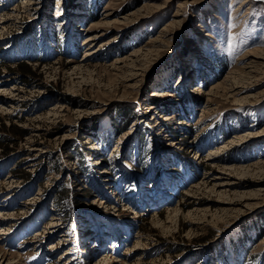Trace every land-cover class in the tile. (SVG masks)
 I'll use <instances>...</instances> for the list:
<instances>
[{
    "label": "rangeland",
    "instance_id": "1",
    "mask_svg": "<svg viewBox=\"0 0 264 264\" xmlns=\"http://www.w3.org/2000/svg\"><path fill=\"white\" fill-rule=\"evenodd\" d=\"M258 51L264 0H0V264H264Z\"/></svg>",
    "mask_w": 264,
    "mask_h": 264
},
{
    "label": "bare ground",
    "instance_id": "2",
    "mask_svg": "<svg viewBox=\"0 0 264 264\" xmlns=\"http://www.w3.org/2000/svg\"><path fill=\"white\" fill-rule=\"evenodd\" d=\"M98 37V35L97 34H95L94 36L93 35H90V36H88V37H86L85 38V43L86 44H88V46H90L91 44H92V41H94L96 38ZM92 53H93V50H91V49H89L88 51H86V55H92ZM256 53V52H255ZM259 53V51L256 53V54H252V56H250V57H248V63L245 65V66H247V65H250V66H252V65H256V64H260L262 67H263V70L261 69L260 71H259V73L262 75V74H264V62L263 61H260V60H258L257 58H258V54ZM258 54V55H257ZM250 70V69H249ZM248 70V71H249ZM249 73V72H248ZM257 73V72H256ZM246 74H247V72H246ZM259 74V75H260ZM244 75V74H243ZM251 75V74H250ZM245 77V76H244ZM152 95H158V96H161V95H163V94H161V93H156L155 91H153L152 93H151ZM11 107L13 108V105H11ZM10 107V108H11ZM7 109V108H6ZM3 212L0 210V215L2 214ZM52 223V222H51ZM105 256H110V258H108V259H106L105 258V260H107V264H115V261L117 260V259H114V256L113 255H108V254H106ZM17 264H21V262H18Z\"/></svg>",
    "mask_w": 264,
    "mask_h": 264
},
{
    "label": "trees",
    "instance_id": "3",
    "mask_svg": "<svg viewBox=\"0 0 264 264\" xmlns=\"http://www.w3.org/2000/svg\"><path fill=\"white\" fill-rule=\"evenodd\" d=\"M27 68V67H26ZM151 102L153 103V101L151 100Z\"/></svg>",
    "mask_w": 264,
    "mask_h": 264
}]
</instances>
